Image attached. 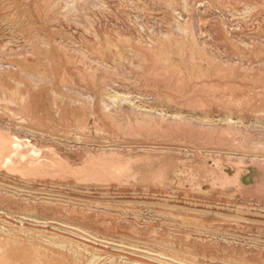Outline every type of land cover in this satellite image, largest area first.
<instances>
[{"label":"rangeland","instance_id":"374dc122","mask_svg":"<svg viewBox=\"0 0 264 264\" xmlns=\"http://www.w3.org/2000/svg\"><path fill=\"white\" fill-rule=\"evenodd\" d=\"M101 1L103 9L84 0H0V127L14 135L5 136L8 152L4 150L1 155V161L9 164L0 162V212L13 223L22 216L34 215L75 229L78 226L96 231L100 240L127 247H154L152 250L158 252L154 243H161L167 245L161 249L167 254L176 252L187 256L186 260L194 258L197 264H264V198L246 194L240 185L228 180L236 174L238 163L241 185L249 192L261 176L254 166L245 163L254 155L264 156V136L251 128L253 120L264 121V48L241 51L228 34L255 35L264 40V0H199L208 1L215 13L195 10L197 15L219 18L205 24L200 40L220 56L241 53L255 68H226L203 54L189 57L187 49L168 45L160 57L174 64L176 70L179 66L184 75L199 78L193 86L179 87L176 93L161 88L153 91L149 82L141 84V75L151 76L158 63L154 65L153 56L134 45L132 39L121 38L137 37L141 33L140 19L148 24L145 32L152 27L168 30L170 11L154 3L141 8L136 0ZM106 42L115 47L109 49ZM11 48L31 53L16 58L6 54ZM129 49L145 61L144 70H132L123 60L126 77L98 73L97 80L104 76L120 92L128 90L132 100L139 98L150 105L141 109H180L183 115L193 117L209 114L219 122L217 129L183 134L180 129L167 127L168 122L141 125L128 109L119 108L110 115L98 102L92 105L80 97L79 93L98 92L84 71L85 59L99 56L110 63L119 62L122 55L128 58ZM17 66L42 80L33 81ZM203 82L222 92L226 88L227 93L235 92L236 100L217 101L215 92L210 93ZM156 95L187 99L193 106H152ZM196 99L211 101L213 106H194ZM225 116L236 121L240 133L223 130L225 122L218 117ZM209 150L222 155H211ZM236 154L248 158L242 162L229 159ZM235 208L247 210L245 217H235ZM28 237L33 239L31 233ZM22 245L9 250H29L36 243ZM51 259L57 261L59 256ZM175 261L182 262L180 258Z\"/></svg>","mask_w":264,"mask_h":264},{"label":"bare ground","instance_id":"6f19581e","mask_svg":"<svg viewBox=\"0 0 264 264\" xmlns=\"http://www.w3.org/2000/svg\"><path fill=\"white\" fill-rule=\"evenodd\" d=\"M84 1L91 2L93 5L99 4L98 7L101 5L103 6V3H104L101 0H84ZM133 1H135V0H133ZM153 3H154V5L155 4H157L158 6L161 5V6H163V8L170 11L169 13H171V20H168V25L170 27L168 30L156 29V28L152 27L151 30L149 29L148 32L147 31L145 32V29H146L148 24L145 23L142 19H140L139 24L141 26L140 31L142 34L139 32L137 37L135 36L136 34L134 36H125V37L124 36L121 37L122 35L120 36L119 34H117L119 37L124 38L125 40H131L132 39L134 41L133 44L135 43L134 45L139 47L145 53L151 54L153 56L152 61H153L154 65H155V63L156 64L158 63L157 64L158 67H155V71L152 73L151 76H146L147 75L146 73H145L146 75H141V77L139 76L140 78H142L141 84L145 85V84H148V82H149L150 84H152V86H154L153 91L155 89L158 90V88H161L163 90H167V91L176 93V90L177 89L179 90V87H186V86H190V85L193 86V83L195 82V80L199 79L196 76L184 75L185 73L183 74L178 70L179 66L177 67V70H176V68L172 66L174 64L171 65L168 63L169 61H166L165 58H164L165 59L164 60L163 58L160 57L162 52H164L168 49V45H174V46H176V48L178 47L179 49H184V48L187 49L189 57H193L194 55H196V53H198L199 55L203 54L202 56H206L207 58L211 59L212 61L217 62L218 64L224 65L226 68L234 69V68H236V65H240L241 69H243V70L255 68L254 66H252V62L244 61V57L242 56L241 53H239V52L237 53L234 51L233 54H228V57L220 56V54H218L219 55L218 56L216 54L217 52L215 53L209 49V46L207 45L206 41L200 40V37H202L203 33L205 32V30H204L205 24L208 25L210 23L215 22L216 20L218 21V19H219V18L217 19L216 17H213V16L205 19V15H200V14L197 15L196 11L204 10V12H208L210 10L209 9L210 6L208 4V1H204V2L203 1L201 2L199 0L198 1L193 0L192 2H191V0H152V2H151V0L150 1L149 0H140L139 2L137 0L135 1V4L141 8H146L149 4H153ZM102 6L100 9H103ZM210 11H211V13H215L212 10H210ZM221 23H223V22L221 21ZM231 29H233V28H231ZM143 32H145V33L143 34ZM228 35H229V37H231L230 38L231 40L235 39V41H236L235 44H237L243 50L241 48L237 47V45H236V48L240 49L241 51L247 50V51L251 52V51H254L257 48H259V46L264 48V40L259 39V36H255V35L247 36L246 35L247 36L246 37V36H243L241 34L242 36L237 37L231 33H229ZM188 43H190V44H188ZM44 45L47 46V44H44ZM106 46H108L109 49H112V46H114V45L110 42H106ZM6 49H8V48H6ZM6 49H4V50L7 51ZM10 50H12V48L9 49V51L6 52V54L7 55L12 54L11 56L16 57V58H18V56H25V55L27 57V54L31 53V52H28L27 49H22V48L19 50L17 49L18 51H10ZM136 52L137 51H135L134 49H129L128 58H124L123 57L124 55H122L120 57L119 62L116 60V62H113V63H110V61H106L99 56H97L99 59L95 58V57L89 58L88 61L85 59L84 71L89 76V78L91 79L93 84H95L96 91H98V92L85 93V94L79 93L80 97L83 96L92 105H95V102L96 103L98 102V106H103V110L110 115H112V112H115L119 108L128 109L127 110L128 112L135 114L136 118H134V120L136 121V123L141 124V125L144 124V125H148V126H156V125H158L157 123H159V122L160 123L161 122H168L167 127L171 126L172 129H174V130L177 129L178 131L180 129L183 134L184 133L190 134L193 131L194 132L199 131V133L202 131L204 133H207L210 130L215 131V129H217L216 125L219 122L213 121L212 120L213 116H211L209 114H202L201 113V114H199L198 117H193L192 116L193 114L192 115H183L182 113H180V111H181L180 109H179L180 111L175 110V111H170V112L163 110L161 108H157V107L156 108L150 107L147 109H141L142 106L148 107L150 105L143 104L144 102L141 101L139 98L137 100H132V96L131 97L128 96V94H130V92L128 90L127 91L123 90L120 92V90H117L113 87L114 82H109L108 80H106V78H104V76L100 77L99 80H97L98 73H102L103 75L114 73L115 76L121 75L122 77H126L128 74V71L126 70V66H124V64H123L124 63L123 60L126 61V63L129 65V67L132 70L143 69V67L145 65V63H144L145 61L143 62L142 61L143 59L141 60L140 57H138L139 55H137ZM1 53L3 54L5 52L3 51ZM2 54H1V56H2ZM157 54L159 56H157ZM169 54H171V53H169ZM140 56H142V55H140ZM26 57H25V59H26ZM148 57H150V56H148ZM134 59L136 60V62ZM158 59H161V60H158ZM190 59H192V58H190ZM81 63H82V61H81ZM146 64H148V63H146ZM153 64H151V65H153ZM8 65H9V63H8ZM152 67H154V66H152ZM16 68H18L19 71L23 75L32 79L33 81H41L42 80L41 77H38L34 74H30L29 72L24 71L20 66H17ZM202 69L203 68H200V70H202ZM189 71H191V70H189ZM230 71H233V70H230ZM163 72H167V73H163ZM196 72L197 71H195L194 73H196ZM81 73H82V71H81ZM148 73H151V72H148ZM224 75H225L224 77L227 76L226 74H224ZM200 76H201V74H200ZM203 77H201V78H203ZM84 78H85V76H84ZM201 78H200V80H201ZM126 79H124V80H126ZM16 83H18V82H16ZM133 83H134V81H133ZM229 83H227V84H229ZM139 84L140 83H138V85ZM202 84L204 86L208 87L209 92L210 91L215 92L214 97H216L217 101H220V100L224 101L225 100L228 102L229 101L232 102V101H235L237 98L236 97L237 95H234L235 92L232 93L233 91H230L227 93L226 92L227 88L223 89V90H225V92L224 91L222 92L219 89H217L215 86H212V84L207 85L206 82H203ZM231 85H232V83H231ZM71 89L73 90V88H71ZM186 92H188V91L185 90V93ZM179 94H180V92H179ZM153 98H155L157 101H156V103L152 104V106L153 105H155V106H173L172 103L178 104V106L179 105L182 106V104L185 106H193L187 99H184V100L179 99V101H178V100H174L172 97L171 98H169V97L165 98V97H162L159 95H156V97H153ZM194 99H195V97L192 100L194 101ZM147 101H149V100H147ZM210 102L203 101L201 99H199V100L196 99V104L194 103V106H213V104H212L213 102L212 103H210ZM228 102L223 104V105L228 106V105H226V104H228ZM236 104H239V102L236 101ZM216 106H222V105L218 104ZM155 120H158V122H155ZM218 120L225 122L226 126L224 125L223 130L230 132L231 134L241 132L236 128L237 126H235L236 121H235V123H234V121H231V118L229 116H225L224 118L218 117ZM242 123L244 124V122H242ZM252 123H251L252 124L251 128L254 131L258 130L260 136H264V126H261V125H264V121L253 120ZM219 125L221 126L222 124H219ZM242 125H240V126H242ZM233 126H235V127H233ZM238 126H239V124H238ZM9 127L4 126L5 129H8ZM195 128L197 130H195ZM3 130H4L3 127H0V162L3 163L4 166H7L9 163H7V162L5 163V160L1 161V159H3V158H1V155L3 152L5 153V151L7 149L6 143L4 144V142H6L5 136L8 135V137H9V135L10 136H14V135H11L10 133H7V132L5 133V131H3ZM10 130H12V128ZM244 131H246V130H244ZM247 131L249 132V130H247ZM254 131H252V132H254ZM8 132H11V131L8 130ZM19 135L15 136V137L18 139ZM16 138H14V140ZM8 140L11 141L12 138L8 139ZM38 140H40V139L38 138ZM253 142L250 140V144L257 146L258 148L260 147L259 144L253 143ZM14 143H15V141H14ZM239 143H241V142H239ZM34 145H36V144H34ZM261 145H262V148H264V144H261ZM11 150H12V148H11ZM6 152H8V150ZM207 153H210L211 155L213 153H215V156L216 155L217 156L222 155L220 151L214 152V150H209ZM10 155L11 154L9 153V156ZM5 156H6V154H5ZM228 157H229V159L230 158L232 159L234 157L235 158L234 160H236V161L237 160L241 161L242 159L246 160L248 158L244 154H240V155L236 154L235 156H228ZM68 161L70 162L72 160H69V158H68ZM236 161H234L235 165L237 164ZM245 164H247L248 166L249 165L254 166L255 169L261 173V176L257 182L258 184L253 186V188L250 192H249L250 189L246 190V188L241 185V180L239 177V175H240L239 174V168L237 165H236L237 169L235 172L236 174L233 177H231L230 179H228V180H230L229 182H233L237 185H240L243 189V192L245 191L246 194H250L254 197L257 196V198H264V156H261V155L255 156L254 155L253 157H250ZM72 168L74 169V167H72ZM233 186H234V184H233ZM234 189H235V187H234ZM67 206H69V205H67ZM246 211L247 210H245V209L235 208L233 213H234L235 217L240 219V218L245 217L244 212H246ZM18 219H19V221L15 220L16 223H13L11 221V218L7 217V219H6V216L4 214H2V212H0V264H66L65 261H68V260L69 261L67 262V264H197V263H195V260H193L194 258L192 260H186L185 257H187V256L182 255V257H181V255H179L176 252H171V254H167L166 252H164L165 250H161V249H165V246H167V245H165V246L160 245L161 243L160 244H158L156 242L154 243V245L159 247L158 250H160V251H158V252H157V250H152L154 247L151 249H141V248H137L134 246H132V247L128 246L127 247L123 244H118V243L116 244L115 242H112L110 240L98 239L96 237V233H95L96 231L93 232L92 230L91 231L88 229L86 230L84 228H80L77 226L78 228L76 227V229H81L80 230L81 232H80V231L76 230L75 228H72V226L71 227L64 226L66 223L64 225H61L60 222L59 223H55V222L53 223L50 220H44L45 219L44 217H37V216L33 215V216H28V218H24L22 216L21 218H18ZM199 231L209 233V231H207V230L206 231L205 230H199ZM28 232L33 235V239L28 237L29 236ZM66 232H68V233H66ZM23 233L26 234V235H24L25 237H23ZM213 233L211 232V234H213ZM37 235H39V236L42 235L43 237L42 236L36 237ZM223 239H224V237H223ZM27 241L35 242L36 245L32 249H29V250L27 249L28 252H27V250L20 247L23 250L19 249L20 250L19 252L17 251V253L16 252L12 253L11 248L14 247V245L15 246L16 245L17 246L22 245ZM145 242H147V241H145ZM119 243H121V242H119ZM127 245H128V243H127ZM143 246H145V245H143ZM16 248L17 247H15V250H16ZM27 248H28V245H27ZM9 249H11V250H9ZM55 256L56 257L59 256V260L57 259V261H54L51 259L53 257L55 258ZM228 257H230V256H228ZM175 258H180V260L182 262L175 261ZM206 259H207V257H206ZM211 260H213V259H210V261ZM221 262H222V260H221ZM205 264H206V262H205ZM236 264H237V261H236Z\"/></svg>","mask_w":264,"mask_h":264}]
</instances>
